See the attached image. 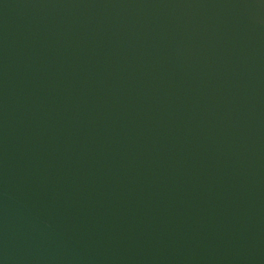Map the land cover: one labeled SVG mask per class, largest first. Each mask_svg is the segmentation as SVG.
<instances>
[{"label":"water","instance_id":"1","mask_svg":"<svg viewBox=\"0 0 264 264\" xmlns=\"http://www.w3.org/2000/svg\"><path fill=\"white\" fill-rule=\"evenodd\" d=\"M0 264H264V0H0Z\"/></svg>","mask_w":264,"mask_h":264}]
</instances>
